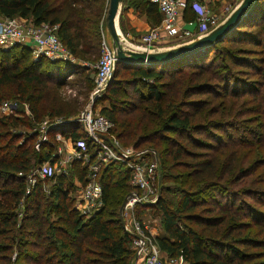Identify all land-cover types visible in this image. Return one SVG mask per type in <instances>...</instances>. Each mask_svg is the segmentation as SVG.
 Listing matches in <instances>:
<instances>
[{
    "label": "trees",
    "instance_id": "16d2710c",
    "mask_svg": "<svg viewBox=\"0 0 264 264\" xmlns=\"http://www.w3.org/2000/svg\"><path fill=\"white\" fill-rule=\"evenodd\" d=\"M105 1L0 0V17L19 15L30 18L34 24H55L65 48L76 58L86 61L87 54L98 52ZM121 3V20L125 8L132 7L146 15L150 26L160 22L161 13L151 0H122ZM186 8L191 9L189 0ZM249 25L255 30L241 36L246 32L243 27ZM240 39H249L248 43L259 47L253 48L257 64H245L253 60H233L230 51L235 50L219 47L225 41ZM214 49L223 52L232 63L252 68L262 77L263 85L264 0H253L227 32L201 49L161 62L116 61L105 92L119 67H124L133 73L127 85L130 87L133 80L132 90L137 95H130L127 89L111 88L108 90L110 96H103L107 103L99 111L112 121L114 127L110 131L117 138L124 135L137 137L131 143L135 147L141 146L138 141L144 140L153 145L158 140L169 143L166 133H178L180 141L171 138L173 143L167 147L152 146L160 160V196L155 202L135 205L137 213L150 209L159 216L161 233L154 239L161 250L169 256L181 257L189 264H264V236H259L264 231V223L255 217L262 213L258 204H264V185L254 184L264 182V177L255 178L261 173L264 176V168L256 173L264 165V91L240 98L238 84L226 73L225 63L218 67L220 70L214 68L208 74L214 76V81H201L203 73L211 69L204 65ZM186 66L197 68L183 80L181 76ZM85 67L44 55L33 58L30 48L21 43L0 47V102L4 87H10L14 98L25 102L32 118L39 120L49 91H56L66 81L63 78L66 75L75 73L81 82L87 80L88 90L93 86L94 78L83 74V70L88 69ZM207 86L211 88L208 100L194 97ZM215 97L219 100H213ZM118 101L128 107L125 113H131L129 117L118 116V107H122L118 106ZM207 101L212 104L202 110ZM54 102L56 106L47 110L59 117L77 111L79 107L82 109L84 101H78L70 111L62 110L63 104ZM245 103L247 107H243ZM218 108L220 116L214 117ZM12 113L0 116V264H132L131 238L118 214L123 198L133 189L128 180V166L117 161L101 166L98 178L102 204L89 216L81 214L74 207L73 182L68 180L67 172L44 178V181L48 178L51 181L47 193L42 188V178H37L34 184L27 183L26 172L50 158L55 147L53 134L51 132L52 138L43 143L45 150L41 157L32 161V136L19 142V136L7 128L8 125H29L30 122L20 120V116ZM247 113L254 114L245 118ZM195 116L199 124H196ZM217 118L219 122L213 128L221 129L225 136L206 130L207 140L194 138L193 133L202 132L196 125ZM68 125V131L62 130L65 136L82 135L79 122L71 121ZM229 130H237V134L228 133ZM3 137H6L5 141ZM196 141L204 148L195 150ZM166 148L177 165L186 170L172 176L163 169L159 151ZM184 152L193 157L191 162L181 158ZM117 165L120 167H115ZM68 169L78 180L85 181L86 167L80 161L73 160ZM168 176L180 177L195 187L191 190L181 188L182 196L175 206L167 203L162 194ZM238 181L246 183L243 188L235 187ZM44 199L50 201L43 205ZM49 214L53 215L50 217Z\"/></svg>",
    "mask_w": 264,
    "mask_h": 264
},
{
    "label": "built area",
    "instance_id": "2783aa9c",
    "mask_svg": "<svg viewBox=\"0 0 264 264\" xmlns=\"http://www.w3.org/2000/svg\"><path fill=\"white\" fill-rule=\"evenodd\" d=\"M151 1L156 3L161 13V19L157 25H149L140 34V42L137 44L141 45L142 49H157L159 46L155 47L156 44L170 38L182 41L191 40L216 26L222 19L219 15L210 12L206 5L198 0H189L194 15L188 19H180L188 0ZM238 1L230 0L229 2L236 4ZM194 27L197 29L196 32L192 29ZM27 41L33 42V58L44 55L53 59L66 54L65 48L56 34L55 24L47 22L34 24L26 22L23 18L0 17V47L7 48L14 43H26ZM115 60L112 44L110 46L102 41L100 57L95 64L94 87L91 96L84 107L71 118V121L79 122L82 135L73 138L70 135L65 136L59 130H54L52 142L55 144L56 141H61L63 145L67 140L68 143L63 147L68 145V152L61 157V149L57 148L51 153L49 159L26 172V181L29 185L34 184L37 178L52 177L57 173L65 172L66 164L69 165L73 160L80 161L86 167L85 181L79 180V190L74 198V207L81 214L89 216L102 204V187L98 178L100 165L113 161L125 163L129 168L128 180L133 189L125 195L126 201L121 213L123 228L129 233L131 247L134 250L133 264H189L187 260L178 256L167 255V258H163L159 253L161 249L154 239L155 235L135 211L136 204H145L156 199L160 187L156 150L149 147L123 146L110 131L113 125L112 121L90 105L92 95L96 94L99 97L104 93L110 74L114 70ZM15 107L16 103L13 101L2 100L0 102V112L2 113L13 112ZM62 120L52 122L54 127ZM52 123H49V129ZM45 132L40 135L38 142L50 140ZM45 186L46 184L42 183L43 189Z\"/></svg>",
    "mask_w": 264,
    "mask_h": 264
},
{
    "label": "rangeland",
    "instance_id": "374dc122",
    "mask_svg": "<svg viewBox=\"0 0 264 264\" xmlns=\"http://www.w3.org/2000/svg\"><path fill=\"white\" fill-rule=\"evenodd\" d=\"M228 1H230V0H228ZM107 4H108V0L105 1V7L103 9V19H104V14L106 12ZM121 7H122V3H121ZM121 7H120V9H121ZM119 14H120V12H119ZM13 17H17V18H20V19L23 18V19L26 20V22L33 23L30 18L21 17L19 15H15ZM123 18H122V20H121V18L119 19V15H118V27H119V30L121 32L120 35H119L120 42H121V47H124L125 49H131V44L135 43L134 39L136 38V35H134V33L130 32V27L125 22V20ZM243 28H245L243 30H246V32L241 34V36H245L248 33H250L253 30H255L254 29L255 27H253L252 25H249V26L243 27ZM236 35H237V33H236ZM248 40L249 39H244V41L243 40L241 41V39H240V40H238L236 42L225 41L221 45H219V47L224 46L226 48L235 50V51H230L231 56L233 57V60H238V61H243V62H245L246 59L247 60H253V61L245 62V64L250 63L252 65H255V64H257V61H256V56L257 55H256V53H253V52H255L253 48H259V47H256V46L254 47V45H252L251 43H248ZM102 41H105L108 45L111 46L112 38H111L109 32L107 31L104 22H103V31H100L99 42L97 43L98 52L96 54H93V55L92 54H87L88 57H87L85 63H87L86 67H88V69L83 70L84 71L83 74H89L90 76H92V78H94L95 64H96L98 58L100 57ZM63 46H64V44H63ZM57 58L59 60L67 61V58L62 59L59 56ZM241 58H243V59H241ZM205 62H206L205 63L206 65H204V66L205 67L208 66L211 69L208 72L203 73V76L200 79L201 81H203V80L214 81L215 80L214 76H209L208 74L214 68H216L215 70H220L218 67L221 64L225 63L227 65V72L226 73L230 77H232L231 80L234 79V81L237 82V84H238L239 94L242 95L240 98L245 99V97H249L253 93H259V92H260L259 94L263 93V91H264V83H263V85H261L262 77L261 76H257L254 73L253 69L250 68V67H245L243 65H236V64L232 63V61H230L224 55L223 52L217 51L216 49L212 50L210 52V55H208V58L206 59ZM89 64H91V65H89ZM196 68L197 67L186 66L183 69L184 73L181 72L182 73L181 77H183V80H185V79L187 80V77L190 74L189 72L194 70V69H196ZM246 68H249V69H246ZM132 74L133 73H132L131 69L124 68V67H119L118 71H116V74L114 75L112 83L107 88L106 92L104 91L105 93H103L102 96H99L96 99L95 102L97 103V101H98V104L100 103L102 105L106 104L107 100H103V96H105V98L110 96L109 95L110 93H109L108 90L111 89V88H118V89H121L123 91H124V89L125 90L127 89L130 95L136 96L137 93L134 90H132V85L134 84L133 80H131L132 83H131L130 87L127 85V80L132 77ZM177 74H179V73H177ZM78 77L79 76L77 74H75V73L70 74V75H66L65 77H63L64 79H66V81L64 83H62L60 86H58L56 88V91H53V90L49 91V96L44 101L45 102L44 105H43L44 108L41 109V114L39 115V117H40L39 120H34L32 118V114H31L30 110L28 109V106H27V104L25 102H19L17 99L14 98V96L11 94V88L10 87H4L3 100H10V101H13V102L16 103V107L15 108L17 109V113L15 112V114H14V111H13V113L12 112H10V113H12L13 115H16L18 117L20 116L19 117L20 120H25V121L30 122L29 125L15 124V125H8L7 128L9 129L8 131H10L12 133H15V134H17L19 136L18 137V139H19L18 141L19 142H22V141L26 140V138L29 137V136L33 137V138L31 137V139H32V146H31L32 154H31V157H30L32 161L35 160V157H41V152L45 150V149H43L44 148L43 147V143L46 142V140H43L42 142L41 141L38 142V138L40 137V135L48 129L45 132L46 135H47V138L48 139L52 138L50 135H51V132L53 134V131H52V129H49L48 126H49V123L52 122L51 121L52 119L58 118V115L51 114V113L49 114L47 109L50 108L51 106H56V105H53L54 99H55L54 103L63 104L62 110H64V111L74 110V105L78 101H81V102L84 101L83 105H82V106H84L86 104V102L89 100V98L91 96L92 88L94 87V83H93V86L88 90V85H89L88 81L87 80H83V82H81V79H78ZM195 80H198V79L196 78ZM181 88H182V85H181ZM210 89L211 88L209 86L204 87L203 89H201L202 92L201 93H195L194 97L207 98L206 100H208V98H210V96H209V90ZM126 95H127V93H126ZM213 100L218 101L219 99L217 97H215V99H213ZM96 103H94V105H93L94 107L97 106ZM184 103H187V101L184 102ZM207 103L208 104H205L201 108L202 110L207 108V107L209 108V106L212 104V102L209 103V101H207ZM120 105H122V107L121 108L118 107L119 110H120V113H119L120 115H118V116H121V117L122 116L123 117L127 116V117H129L131 115V113H125L127 110H129V109H127L128 107L127 106H123V101L122 102L118 101V106H120ZM247 106L248 105L246 103L243 104V107H247ZM79 108H78L77 111H74V112H72L70 114H65L63 116H66V117L74 116V114H77L79 112V110L81 109V108L80 109ZM219 108L217 109L218 112L213 115L214 117L220 116V113H219L220 109ZM10 113H8V114H10ZM64 113H66V112H64ZM3 114H6V113L0 112V116L3 115ZM253 114L254 113H247L244 117L247 118V117H249V116H251ZM196 117L197 116H195L194 120H197L196 124H199L198 123L199 119L196 118ZM192 122H194V121L192 120ZM218 122H219V119L217 118L214 121L207 120L202 125H196V128L198 130L201 129L202 132L201 133H193L194 138H196V140L198 138H200V139L203 138V139L207 140V137L205 135V131L206 130H208L207 132H210V133L215 131V132H218V133L222 134L223 136H225V133L223 131H221V129L213 128L214 124L216 125ZM247 123H249L251 125V123L249 121H247ZM66 126H68V125H66ZM112 127H114V126L112 125ZM230 132H234L235 134H237V130H231V131L229 130L228 133H230ZM238 132L240 134V131H238ZM186 135L188 136V133H186ZM165 136L169 137V138H167V141H169V143H167L165 140L156 139V140H158V142H157L156 145L155 144L153 145L152 142L144 140V141H138V142H140L139 144H141V146H139V147L136 146V147L137 148L149 147V148L155 149L152 146H157L160 149V148L167 147L170 144H172L173 142L171 140H169L171 138H172V140L180 141L177 132L169 131V132L166 133ZM136 138L137 137H134L133 135H131V136L124 135L123 138H121V139L118 138V140L123 146H131L132 145L131 143ZM138 139H140V138H138ZM3 140L5 141L6 137H3ZM197 142L198 141H196L197 146L194 145V147H193L195 150H199V149L204 148V146H201V147L199 146L202 143H197ZM132 146H134V145H132ZM57 148L61 149L60 156L63 157L68 152L67 148H69V146L67 145V146L63 147L61 141H56L55 147L53 148L52 152L56 151ZM167 149L168 148L163 149V151L161 150V152L159 151V153L161 155L162 162H163V167H164L163 169L165 171H167L169 174H172V176L177 174L178 171L186 170L185 169L186 167H183L182 165H177V163L171 158V155L169 153H167ZM156 152H157V150H156ZM156 155H157L156 157H157V161H158L159 169H160L159 156H158V154H156ZM181 158L183 160H186L187 162H191L192 159H193V157L190 155V153H185V152L181 156ZM246 163L247 162H245V164ZM117 164H120V163H117ZM103 165H105V163L101 164L99 169ZM65 166L66 167L64 168V171H65V173L67 172L66 175L68 177V180L69 181L72 180V182H73L72 183L73 188H72L71 196H73V198H74V194H75V192L77 190H79V187L76 185V177H75V175H73L71 170L68 169L69 165L66 164ZM115 167L119 168L120 165H117ZM263 168H264V165H261L257 169L256 173L258 171L263 170ZM98 176H99V174H98ZM36 177H38V176H36ZM263 177L264 176L261 173V174L258 175V177H255V178L263 179ZM42 183L46 184V186H45V188L43 190H44L45 193H47L48 190H49L51 181H49V178H48V180L45 179V181H44V178H42ZM245 184L246 183L243 182V181H238V182H235V187L236 188H239V187L243 188V186ZM254 184L264 185V182H261V183H256L255 182ZM164 187L165 188L162 191L163 198L171 206H175L176 204L179 203L180 197L182 196L181 192H180L182 190L181 188L189 189V190L195 188L190 182L183 181L180 177H177V176L174 177V178L171 177V176H168V178L165 179V186ZM204 198H207V197L205 196ZM49 201H50L49 199H44L43 205L47 204ZM258 205L261 208L262 213H257L258 215L256 214L255 217L260 218L262 220V222L264 223V204L263 205L262 204H258ZM45 208H46V210L49 211V208L47 206ZM136 208L137 207L135 206V211H137ZM20 212L21 211L18 212V217L21 214ZM49 215L51 217L53 214H49ZM138 215H140V218L144 219V222L148 225V227L151 230L153 235H154V233H156L155 235L161 233V229L159 231V226H160L159 216L156 215L155 212H152L149 209L148 211H145V210L144 211H139ZM250 232H252V229L250 230ZM259 236H264V231ZM159 253L162 254L161 256L163 258H167L168 257L166 252L163 251V250H160ZM262 258H264V255L262 256ZM132 262H133V259H132Z\"/></svg>",
    "mask_w": 264,
    "mask_h": 264
},
{
    "label": "water",
    "instance_id": "95a60500",
    "mask_svg": "<svg viewBox=\"0 0 264 264\" xmlns=\"http://www.w3.org/2000/svg\"><path fill=\"white\" fill-rule=\"evenodd\" d=\"M122 0H108L106 12L104 14V24L107 31L109 32L112 38V47L114 49V55L116 56V61L125 60L133 61L138 63H153L169 60L172 58H177L181 55L191 53L197 49H201L210 43L218 40L225 32H227L230 27H232L237 19L250 7L253 0H239L235 6L219 21V23L213 28L209 29L207 32L202 33L191 40L180 41L174 44H169L157 49L146 50V49H123L120 46L118 38V15L120 12ZM62 59L67 58V55L64 54L63 57L59 56ZM57 58V57H55ZM114 70L111 72L108 79V83L112 79ZM106 88V87H105ZM98 95L94 94L91 97L90 105L93 106ZM84 107V106H83ZM161 193V187H159L156 195L155 201L158 199ZM126 201V197L123 198L118 214L123 225V216L122 208ZM152 201V202H155ZM149 202V203H152Z\"/></svg>",
    "mask_w": 264,
    "mask_h": 264
},
{
    "label": "crops",
    "instance_id": "0c3cea01",
    "mask_svg": "<svg viewBox=\"0 0 264 264\" xmlns=\"http://www.w3.org/2000/svg\"><path fill=\"white\" fill-rule=\"evenodd\" d=\"M198 1L204 3L210 12L219 15L220 18H223L227 14V12L235 5L233 2L231 4L228 0L227 1L226 0H198ZM226 6H227V8H226ZM228 6H230V7H228ZM193 14H194V11L192 9L186 8L185 10L182 11L180 19H183V18L188 19L191 16H193ZM123 17H124L125 22L130 27V32H132V33H134V35H136V38L134 39V41L136 43H139L140 42L139 41L140 34L142 32H144L149 27V22L147 20L146 15L143 12L134 10L132 7H126L125 10L123 11ZM192 29L194 32H196V30H197L196 27H194ZM195 36L196 35L194 34V37ZM180 41H182V40H174V39L170 38L168 40H164L163 42H159V44H156L155 47H157V46L163 47V46H166L169 44H174V43L180 42ZM21 44H24L30 48V52H31V56H32V48L34 46L33 42L27 41L26 43L21 42ZM63 47L65 48V46H63ZM64 50H65V53L67 55V61L74 62V63L80 64V65H87V63H85V61L78 59L75 56H73L66 48ZM48 58H50V57H48ZM50 59H52V58H50ZM53 59H58V58H53ZM89 65H91V64H89ZM94 71H95V68H94ZM101 106H102V104H100V103L97 104V106H95V110H99ZM74 116H69V117L59 116L56 119H52L51 120L52 122H56V121L61 120V119H63V120L60 121L58 123V125H56L55 127H54L53 123L51 122L52 126L50 125V129H52V131L59 130L60 132H62V130L68 131L69 130L68 128H70V126L68 124L71 122V118H73ZM66 125H68V126H66ZM67 143H68V141L66 140L65 144H67ZM65 144L63 143V145H65ZM76 185L79 187V180L77 178H76ZM77 192H78V190L75 192L74 198H75ZM74 202H75V199H74ZM74 202H73V204H74ZM160 229L161 228L159 226V231H160ZM155 234L156 233H154V235ZM132 264H133V262H132Z\"/></svg>",
    "mask_w": 264,
    "mask_h": 264
},
{
    "label": "bare ground",
    "instance_id": "6f19581e",
    "mask_svg": "<svg viewBox=\"0 0 264 264\" xmlns=\"http://www.w3.org/2000/svg\"><path fill=\"white\" fill-rule=\"evenodd\" d=\"M118 31V38H119V43H120V46H121V42H120V37H119V35H120V30L118 29L117 30ZM123 49H125L124 47H122ZM142 48V46L141 45H139V44H137L136 42L134 43V44H131V49L133 50H138V49H141Z\"/></svg>",
    "mask_w": 264,
    "mask_h": 264
}]
</instances>
